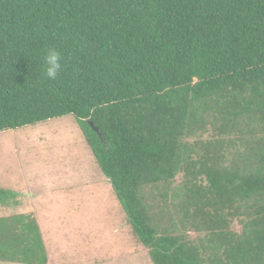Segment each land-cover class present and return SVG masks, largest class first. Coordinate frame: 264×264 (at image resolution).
<instances>
[{
	"label": "trees",
	"instance_id": "obj_1",
	"mask_svg": "<svg viewBox=\"0 0 264 264\" xmlns=\"http://www.w3.org/2000/svg\"><path fill=\"white\" fill-rule=\"evenodd\" d=\"M66 115L154 264H264V0H0V132ZM0 260L49 264L34 214Z\"/></svg>",
	"mask_w": 264,
	"mask_h": 264
},
{
	"label": "rangeland",
	"instance_id": "obj_2",
	"mask_svg": "<svg viewBox=\"0 0 264 264\" xmlns=\"http://www.w3.org/2000/svg\"><path fill=\"white\" fill-rule=\"evenodd\" d=\"M0 188L17 193L0 216L34 214L49 264H154L73 115L0 132Z\"/></svg>",
	"mask_w": 264,
	"mask_h": 264
},
{
	"label": "clouds",
	"instance_id": "obj_3",
	"mask_svg": "<svg viewBox=\"0 0 264 264\" xmlns=\"http://www.w3.org/2000/svg\"><path fill=\"white\" fill-rule=\"evenodd\" d=\"M61 59H62L61 53L58 49L56 48L47 49L43 57V63H44L43 75L46 79L48 80L57 79V76L62 69Z\"/></svg>",
	"mask_w": 264,
	"mask_h": 264
},
{
	"label": "water",
	"instance_id": "obj_4",
	"mask_svg": "<svg viewBox=\"0 0 264 264\" xmlns=\"http://www.w3.org/2000/svg\"><path fill=\"white\" fill-rule=\"evenodd\" d=\"M95 130H97V131H98L99 129H98L97 127H95Z\"/></svg>",
	"mask_w": 264,
	"mask_h": 264
}]
</instances>
